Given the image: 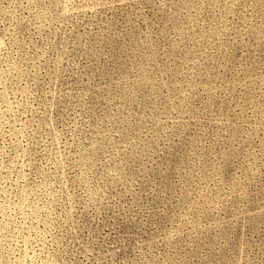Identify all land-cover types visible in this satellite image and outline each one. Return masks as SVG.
<instances>
[{
    "label": "rangeland",
    "instance_id": "1",
    "mask_svg": "<svg viewBox=\"0 0 264 264\" xmlns=\"http://www.w3.org/2000/svg\"><path fill=\"white\" fill-rule=\"evenodd\" d=\"M0 264H264V0H0Z\"/></svg>",
    "mask_w": 264,
    "mask_h": 264
}]
</instances>
